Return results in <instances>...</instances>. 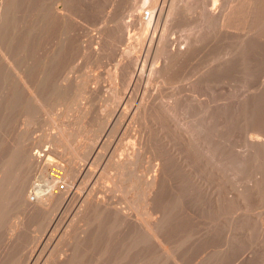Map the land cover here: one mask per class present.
<instances>
[{
    "label": "rangeland",
    "instance_id": "374dc122",
    "mask_svg": "<svg viewBox=\"0 0 264 264\" xmlns=\"http://www.w3.org/2000/svg\"><path fill=\"white\" fill-rule=\"evenodd\" d=\"M67 1L64 0V3L63 1H61L62 4L60 3V1H57L58 4H55V6L57 7L58 11L59 9L61 12L67 11L68 15L71 18L68 17L67 13L63 14L59 11L61 14H63V17L67 16L68 19L67 17L61 19L62 16L60 17L56 15L57 17L54 16L52 20L53 22L51 21L50 25H47L48 29L38 28L39 30L43 29L42 31L47 29L45 32H39L38 30H36V32L38 31V33H40L39 36L36 34L38 38L37 36H35L36 32H33L34 37L32 36L33 38L31 39L33 40H31V42H33L34 48L32 47V45L27 44L28 41L26 40V34L24 35V33L28 24L25 25V23H28L29 18H32L36 14H38L39 10L43 12L45 10H48L46 8H49L52 5V1L17 0L14 4V6H17H15V8H13L12 6L11 8L13 9V12L12 10H9V16L11 14V20L8 19V21L16 19L17 22H15L16 20L13 21V23L10 22V25L13 28L11 26L10 28L7 22L5 25L6 28L4 29L6 34L5 32H2L5 34L4 37H6L3 38L4 34L2 35V38L5 40L4 41L2 39L4 43L6 42V44H8L9 42L8 45H10L11 43L10 46H12L13 42L15 44L12 47L9 46L10 49L8 47V50H10L11 52L8 51L9 53H7V56H12L14 54L13 51H15V49H11L13 47L16 48V50L18 51V55L16 54L17 51H15L14 55H16V57L18 56V58H16L14 55L12 57H15V59L11 58L10 56V61H12L10 62L11 65L14 62L16 64L17 62L19 63L20 60L21 62L23 61L24 64L21 62L20 63L24 66H26L25 62L28 63L27 68L22 67L23 65H19V70H25L24 68H26L25 72L27 71V73H30H28V76H31L30 80L32 78L31 82L34 83V85L33 83H31L32 89L34 88L33 91L36 90L34 91V93L36 92L35 94L38 96L40 93H42L41 91H43L42 94L45 93V96L40 95L41 98H38L36 100L37 102L40 99L42 100L43 98V103L37 102V104L40 103V105H37L35 102H33V97L30 98V95L27 93L21 83H12V81H15L13 79L16 78V74H11L12 76L10 75V69L7 68L8 66L5 64V62H3V59L0 57V60L2 59V62L0 61V67L8 69L6 71V73H9L7 74V76L9 75L13 77V79H10L8 76L7 80L6 77L3 78V76L6 75L4 73L6 69L4 70L3 68H1L3 71L0 70V76L1 72L5 75L3 74L0 79V85L2 84L0 87H6V81H9L11 84L8 82L6 85L9 87H6L4 90L3 87L2 91L0 90V184L2 181L5 182V180H7V178H9V176L13 172V168L11 169L12 165H10L8 167L9 169L6 170L2 169V166L4 162L10 157L11 150L13 148L16 149L17 147H19L18 149L22 150H28L30 148L29 152H31V154L35 153L36 151L42 153L41 159L36 164L38 167H36L35 165V168L33 167L32 171L34 169L35 170L33 172L30 171L32 175L29 173V178L31 177V179L26 178L28 179L25 184L26 199L29 198L31 202H34V200H36L37 198V190L39 189L41 182H43V172L44 175H46L47 173L49 174L50 172H52L51 169L54 167L53 164L58 163L62 165V171L64 175L65 165H67L65 157L63 158L65 160H62L63 156H61L59 153H55L57 151L53 149V146L50 144V141H44V136H42L43 134H41V131H43V133L45 132V135L46 133L51 132V130L54 131L53 128H55L54 126L48 124L45 121H57L58 124H61V122L62 124L69 123L71 125L73 124V126L77 125L80 121V123H82L83 121L87 128L85 134L89 137L90 145L89 147H87L88 150L85 148L83 156L80 155L82 160L79 159V162L77 163L78 171H80L77 174L78 176L76 177V179L74 181H70L71 183H69V177L66 180L64 178H61V180H59L61 181L58 182L59 189H67L68 185H70L71 191L70 195H68V197H65L64 201L61 202L62 205L59 204L53 207L51 209L52 211L48 210L52 214L50 212L49 214H47L48 212H46L45 214L47 215L44 214L42 216L39 214H27L25 211H22L21 207L17 203L15 204L13 201H6L5 195L4 197H0V220L2 221H0V264H103V262L105 264L107 261H110L109 259L112 258V255L116 257L121 255L119 256L120 263L118 262V264H130V262L132 264L131 260L135 250L126 247L127 249H130H128V251L126 248H123L124 246H128L129 244L125 245L127 244L125 242H127L128 239L125 235H121L124 233L122 227L118 226V223L116 224L115 229L113 227L110 231V237L111 239L113 238L112 244L110 245L111 248L109 249L110 251L107 250V252H105L103 250L104 243L101 244V246L99 245L104 241L105 238L103 239L102 237L105 236L100 234L101 231L99 229L97 230L94 228L93 223H90L91 221L89 220V211L88 213L82 214L84 216L87 215L85 216L86 224L89 223L87 225L84 223L85 220L82 221L83 219H85V217L82 218L83 216L77 211L79 208H81L82 199L84 198L83 195L85 194V192L87 191L86 193H88L89 190H92L94 187L96 189L95 191L93 189V193L96 192L95 197H97L98 199H102L105 197L104 199H107L109 203L114 206L115 210L119 208L124 209V205H122L124 204V202H122L121 205L118 204L122 201L118 195L109 196L106 194L104 183L107 184L108 178L116 175V169L114 168L116 166L115 162H118L119 159H123L126 153H128V151H130L132 148H137V146H140L141 153L143 150V153H140L141 157H144L148 154L145 158L142 159L139 156L140 159L138 158L137 162H134V166L136 165L134 169L137 168V171L135 170L136 173L141 174H135L137 176H135L137 186L139 183V181H137V178H139V176L140 178L138 180L141 179L140 184L144 186V184L146 183L145 179H147V177H149L152 173V170L155 169L158 164L162 162V157L159 154V151L166 146L169 151L173 150V153L170 152L172 155L177 152L176 156H180V159L182 158V164L184 163L183 165L186 166L187 169H192H189L191 171L190 173H192L191 176L194 174V172L196 173L194 175H196L195 177H197V179L193 178L194 181L196 180L195 183L198 184L199 182L201 187L202 185H204V192L202 194L197 195L195 193L197 196L200 197L199 199L193 192L189 194L185 193L184 197H182V200L179 201V203L181 204L176 205L178 206V210L175 208L176 206H174L175 209H173L172 211L175 215V219L178 220V223L175 220L174 223L177 225L176 227H174L175 229L173 228L171 230V234L168 240L170 239V251L172 249L173 252L170 255H172L171 257L173 258L176 255V257L174 258L175 261L173 258H171L173 260H169L170 256L161 254L158 248L155 249L156 246L154 245V243L152 242L153 244H151L150 242L148 248L150 252L155 250L153 251L152 255H156V257L154 256L155 258H153V261L155 262L154 264H156V262L157 264H162L163 262L164 264H175V262L178 260L179 262H176L177 264H264V147L263 145L260 147L255 146L253 143L250 142V138L253 136H257L264 140V4L261 5V7L259 8L254 23V26L260 28L261 30L259 40H255V42L258 43V46H256L257 51L253 53L254 56H250L244 61L242 60L243 58H241V54L236 51L235 57H232V59L234 58L233 65L231 62L232 59L231 61L230 59L226 62L224 61L228 58V56H232L230 49L232 50L233 47H235L236 45V43H233L234 46L232 44V42L235 41V36L234 34L229 35L233 36V39L232 37H230L231 41L229 40L228 36L224 37L226 34H223V32L221 31L222 29H220L219 26L216 25L217 23L215 21V12L213 11V7H215L214 5H221L222 0H172L175 4L171 0H71L70 3L69 0ZM170 3L174 4L176 10L174 12H176L175 14L177 16L173 14L174 12L171 13L170 16L166 13L167 7ZM176 4L178 9L176 7ZM144 9H149L150 15L148 14L146 17H144L143 14L139 15V12H142ZM12 14H14L13 19ZM58 18H60V20ZM133 18L137 20L140 19L139 22L141 21L142 23L136 25L134 24L131 26L128 20L132 21L134 20ZM18 20L22 22V24L18 22ZM61 20H63V23L59 22ZM67 20H69L70 22ZM55 21H58V24ZM54 22L56 24H54ZM64 24L67 26L66 28L68 29L65 30ZM57 25H61L62 28H60L61 26ZM22 26H24V30L21 28ZM15 27L17 28L14 31L10 30L14 29ZM49 27H53V29ZM55 27L59 29L55 30ZM19 28L22 32H20ZM69 28H71L70 31L74 30L72 31L73 35L70 31H68L70 33H67L66 35V31L69 30ZM17 29L19 31H17ZM63 29L64 33H62ZM8 30L11 31V33L9 32L11 36H9ZM52 30L55 31L53 32ZM59 30H61V36L62 34H65L63 36V39L59 37ZM232 31L238 34L237 29L230 30L229 32L234 33ZM50 32L53 35H55L56 33V39L57 37L58 39H60L55 40V36H53V39H51L52 36ZM41 33H43V35ZM47 33L49 37H47ZM13 34H17V38ZM222 34L223 36H221ZM240 34L241 33H239V35ZM40 35L45 40L40 38ZM11 37L13 42H11ZM223 37L225 39H223ZM8 38L10 41H7ZM219 38L221 40H224H222L223 45ZM15 39H17V41ZM23 39L26 40V43L24 40L25 45L22 44ZM61 39L63 44L67 41L70 46L67 43L66 46L65 44L62 46V43L60 41ZM53 40L56 42H54ZM15 41L17 44L15 43ZM35 41H39V45L35 46ZM58 41H60L59 43L63 48L58 45ZM189 41H192L193 46H191L188 50V54L186 53L187 55L185 54L184 57H182L183 59L181 58L182 60L179 59L178 61L171 63V68L168 69L169 71H167V73L158 75V73L154 69L158 66L163 65L161 63H164L166 61V58L164 56L167 57L169 54H171L173 50L183 47L186 42ZM228 41H230L231 43H226ZM31 42L29 41L28 43ZM225 44L227 45L225 48H223ZM231 44L232 47L228 46ZM17 45H21V47H23L22 50H24L21 51L20 46L19 50ZM38 46L41 47V49L40 47L39 49L43 52L38 49ZM67 46H69V48H67ZM131 46L132 48L135 47L133 53H131ZM157 46L160 48V55L159 51L156 50ZM31 47L33 51L31 50ZM53 47L55 51L53 50ZM228 47L230 49H228ZM129 49H131L129 54L130 56L125 51ZM27 50L28 52L26 54L25 51ZM29 50L31 54L33 53L31 56L32 58H30L29 56L31 55L29 53ZM36 50H38V53H41L39 54V56L37 52V54L34 53ZM223 50H225L226 53L228 52V55L223 52L227 56H222ZM20 51L21 54L19 53ZM23 53L24 55H26V60L22 56ZM19 55L21 56V58ZM27 55L29 58L27 57ZM34 55H36V59ZM40 55L42 57L43 55L47 57L43 59L44 57L42 58ZM131 57L134 61L131 60ZM220 57H223L222 59L224 60L222 61ZM225 57L227 58L225 59ZM163 58L165 59V61ZM27 59H31V61L36 62L37 64L39 60V67L37 68H42L41 71H43V74L45 75V77L43 75L44 78L41 79V71L39 70V73V71H37L38 69L35 68L38 65L32 62L31 64L30 60ZM41 59H43L42 61H47L45 63L40 62ZM248 61L252 63L250 64ZM132 62L135 64V67ZM40 63H43V65H41ZM16 64L12 66H15L16 68L18 66H16ZM33 64L35 67L31 66V70H33L32 73L31 70L29 71L28 66ZM217 64L220 65L218 66ZM247 64H249L250 67L249 65L247 66ZM12 66H10L11 69L13 68ZM17 69L18 67L16 68V70ZM12 70L11 72L13 73ZM47 70H49V73H47ZM57 72L59 73L58 75ZM221 72L222 74H220ZM36 73H39V76ZM33 74L35 75L33 76ZM46 74H50V76ZM35 76H38V78H40L37 79V77ZM158 76L159 78H157ZM3 79L5 80L3 83H1ZM36 79L37 81L39 80V82L41 79L42 83L45 80L44 83L46 82V84H40L41 82L37 83V81H34ZM16 81L19 82L18 79H16ZM35 82L41 89H39L38 87L36 88L37 85L35 84ZM47 82H49L48 86ZM15 84H17L19 87L21 86L22 88L20 87V89ZM39 85H42L44 88ZM11 86L12 88H10ZM16 86L19 89L18 91ZM13 87L16 88L14 89ZM10 89H12L13 91H10ZM37 89H39L40 92L37 91ZM3 91L7 93L4 94ZM24 91H26L29 97H27L28 95ZM13 92L14 94L17 93L15 97L18 98L19 101L15 99L13 95L10 96L11 94H13ZM19 94L21 95L17 97V95ZM1 95L3 96V98H1ZM6 95L9 96L5 97ZM10 97H12L13 100ZM6 99L8 103L6 102ZM217 104H220L218 108ZM223 104L226 106V109ZM229 105L231 106V109ZM85 107L87 110H85ZM219 107L221 111H219ZM227 108L228 111H225L227 110ZM232 108L235 110H233ZM213 110L216 111L214 112L215 114H217V116L214 114ZM218 111L221 112L222 115L219 114ZM222 111H224V113ZM233 111L234 113H232ZM225 114H231L232 116H226ZM82 115L86 116L83 117ZM229 116L233 120L230 119ZM192 119L194 120V122ZM223 119H227L226 122L228 121V124L230 123V121H232V123H230V125H227ZM261 119L262 122L260 123ZM43 122L46 125V128L42 127L44 126V124L42 125ZM190 122L194 124L195 122L196 124H198L197 122H199V130L202 131V133H199V131L197 133H199V138L201 137L200 140L204 141V139L206 138L205 142L207 140V142L209 141L211 143V140H213L212 142H216L217 140L221 139V142L223 143H221L219 147L222 146L224 150L229 152V155H231L232 159H234L232 178H230V180H228L227 182L225 181V185L227 184L226 186L228 188L230 187V190L234 194H232L233 197L235 196L236 198L233 199L229 210L227 209V211H223L224 213L226 212L225 214L222 212L223 215H219L217 205L213 202H210L209 196H207L209 195L208 193L212 192L211 189L213 188V186L214 188L212 190L213 192L215 191V183H217V176H215L214 170L211 166L212 160L210 159L209 161V157L206 154L204 157H199L196 152H191L192 149L190 147V150H188V145H186V133L184 134V132L186 130V127L191 125ZM200 122H202L203 125L202 123L200 124ZM47 125H50V127L52 126L53 128L51 127L50 129V127H48ZM207 127L211 129L209 130ZM48 128L50 129V131ZM45 129L48 130L46 131ZM216 129L218 132H215ZM87 132L90 133L87 134ZM214 133H217L218 136H216V134ZM209 134L211 136L209 139L211 140L207 138L209 137ZM213 135L215 136L214 138L212 137ZM39 136L42 139H38ZM80 136L82 137L83 135ZM78 137L79 136H77V138ZM35 139H37L38 141L40 140L39 144L41 146L37 142H35ZM41 140L43 141L42 143ZM165 143L166 146H164ZM143 144L145 146H143ZM148 145L149 147L147 150L146 148ZM151 145L152 147L156 146V148H154L157 151L154 148H151ZM159 146L162 147L160 148ZM126 148L128 149V151H126ZM222 148L221 150L224 154V152L226 151H224ZM44 149H46V151ZM150 149L153 150V152ZM179 152H182L181 155ZM193 152L196 154H194ZM190 153H193V156ZM149 154L152 157L154 155L155 156L152 158ZM225 154L228 153L226 152ZM149 156L153 159V161L151 160V158H149ZM184 157H187L188 159ZM190 158H194V163L198 162L199 160L200 163L198 162L199 164H194ZM197 158H199V160H197ZM204 159L206 160L203 161ZM139 160L142 164L138 162ZM155 161L158 164H156ZM206 161L211 162V164H207ZM135 163H137L138 166ZM204 163L208 166H204ZM203 166L205 167V169L203 168ZM90 168L92 170L94 169V173L92 175L88 172V169L91 171ZM195 168L198 169L196 170ZM209 168H211V170L213 171H211ZM199 170L202 172H199ZM102 172H104L105 174L102 175V178L105 179V182L103 181V185L101 184V186L104 187H101L99 182L95 183L96 175L101 174ZM145 172L147 174L149 173V175H146ZM197 173L199 174L197 175ZM173 175L171 174L170 170H168L165 175V184L168 188H172L171 185L173 184L174 186L178 182L176 181V176ZM212 175H214V178L212 177ZM171 181L174 182L172 183ZM27 182H29V184ZM212 182L214 183L211 184ZM208 184L212 186L210 187ZM205 187H207V189ZM207 190L209 191L205 193V191ZM32 195H34L33 198H31ZM105 195L108 198H111L108 199ZM188 197H190L189 199L192 202H189ZM185 198L188 199H186V202ZM206 198L209 200L206 201ZM202 199L205 201L202 202ZM165 202H168V200H166ZM211 203L212 205H210ZM163 204L165 205V203ZM186 204L188 205L186 206ZM169 205L170 204L168 202V205L166 203L165 206L168 207L167 209L171 210L172 208L170 209L171 206ZM165 206L162 205L161 207H159L158 214H164L165 212L167 213L168 210ZM195 206L198 209L194 208ZM88 207L89 206H87V208ZM162 207H164L163 211L161 209ZM207 207L209 208L206 209ZM188 208H191L192 210H189ZM204 208L207 212L204 211ZM213 208L214 211H212ZM220 208L222 209V207ZM181 209L183 212L181 211ZM223 210H226V208ZM177 212L180 213L178 214ZM210 212L213 213L210 214ZM227 212L232 213L233 215H229ZM214 215L217 219H214ZM43 216L50 217L44 218ZM177 216L179 217L176 218ZM229 217L231 220L232 229H230L228 237H225V235L227 236L228 234L226 225L228 223L227 221ZM41 219L42 221L39 222V220ZM77 219L78 221H76ZM217 220L219 223L216 222ZM73 221H76V223H74ZM220 221L222 223H220ZM77 224H80V227L82 226L81 229L83 228V231L80 230ZM221 225H223V227ZM213 227L215 228V230H213ZM93 229L95 230L93 231ZM119 229L122 232H120ZM218 229L222 231L226 229V232H223L222 234V231L220 233ZM92 231L94 232V234ZM213 231L217 233L215 234L213 233ZM119 232L121 234H118ZM217 234L221 235L217 236ZM94 235L96 237L95 239L97 242L93 238ZM97 235H101L102 237H98ZM120 235L122 238L120 237ZM117 236L118 239L116 238ZM171 236L173 238H171ZM229 237L230 239H228V242L227 238ZM117 240L121 243H117ZM122 241L124 244L122 243ZM116 245L119 246L116 248ZM152 245L153 247H151ZM229 246H231L232 249H230ZM119 251L121 253L117 254ZM156 251L159 253H156ZM110 252L112 255L110 254ZM105 253H107L108 255ZM128 253L131 254V256ZM157 254L160 255V260H158L159 257L157 256ZM125 256L128 261L127 263ZM128 256L131 258H129L130 260H128ZM166 258L169 259L166 260ZM102 260L104 261L101 262ZM162 260L164 261L162 262ZM108 263L109 262H107L106 264Z\"/></svg>",
    "mask_w": 264,
    "mask_h": 264
},
{
    "label": "bare ground",
    "instance_id": "6f19581e",
    "mask_svg": "<svg viewBox=\"0 0 264 264\" xmlns=\"http://www.w3.org/2000/svg\"><path fill=\"white\" fill-rule=\"evenodd\" d=\"M16 1L17 0H0V57L3 59V62H5V64L8 66H4V67H7L8 69H10V75L11 74H16V78L15 79H13V77H11V76H9V78L11 79H13V80H15V81H12V83L13 82H17L18 84L19 83H21V85L24 87V89L27 91V93L30 95V98L31 97H33L32 98V101L33 102H35L36 104H37V102H42L43 103V98H42V100L40 99L39 101H37L36 102V100L38 99V98H41V96L40 95H44V94H42L43 93V91H41L42 93H38L39 95L37 96L35 93H34V91H36V90H34L33 91V89H32V84L31 83H33V82H31V80H32V78H31V80H30V77L28 76V73H27V71L25 72V70H26V68H27V64L28 63H26L25 61V65L26 66H24L23 64V61L21 62V60L19 61V59H18V61H19V63L17 62V64L14 62L12 65H14V64H16V66L18 67V69L16 70V68H15V66H12L11 65V63L10 62H12V61H10V59L11 58H14L15 59V57H16V55H14L15 54V51H17L16 50V48H12L11 50H13V49H15V51H13L14 52V56L15 57H12L11 55H9V57L11 56V58H9L7 55V53H9L8 51H10V50H8V47L11 45V43H10V45H8L9 44V42H8V44H6V42L4 43L3 42V38H6V37H4L5 36V34H6V32L4 31V29L6 28L5 27V25H6V23L8 22V24H9V27L11 26L10 25V22H12L13 23V21H15V20H12V21H8V19H10L11 17V14H10V16H9V10H12V12H13V9H11L12 8V6H13V8H15V6H17V5H15L14 6V4L16 3ZM45 1V0H44ZM52 2H51V6L48 8H46V9H48V10H45L44 12L43 11H40L39 10V12H38V14H36L34 17H32V18H29L28 19V23L26 22L25 23V25L26 24H28L27 25V27H26V31H25V33H24V35L26 34V40L29 42H31V40H33V39H31V38H33L34 36H33V32H36V30H38L39 32H45L47 29H48V26L50 25V23H51V21L53 20V18H54V16L55 17H57L56 15H58V16H62L61 17V19L62 18H64V17H67V16H64L63 17V14L64 13H67V11H65V12H61L60 11V9H59V11L61 12V13H63V14H61L59 11H58V9H57V7L55 6V4H58V2L57 1H60V3L62 4V2L61 1H63V3H64V0H51ZM65 1H67V0H65ZM172 1V0H171ZM173 1H175V0H173ZM172 1V2H173ZM177 1V0H176ZM57 2V3H56ZM68 2V1H67ZM71 2V0H69V3ZM223 2V3H222ZM222 2H221V5H214L215 7H213V11L215 12V21H216V25H218L219 26V28L220 29H222L221 31L223 32V34L225 33L226 35L224 36V37H226V36H228L229 37V40L231 39L230 37H232V39H233V36H229V35H233L234 34V36H235V41L234 42H232V44L233 43H236V45H235V47H233V49L231 50L229 47H228V49H230V51H231V53H232V56H228V58L227 57H225V61L224 62H226L227 60H229L230 59V61H231V59H232V57L234 56L235 57V52L237 51V52H239L240 54H241V58H243L242 60L244 61L246 58H248V57H250V56H254L253 55V53L255 52V51H257V47L256 46H258V43L257 42H255V40H259V35L261 34V30H260V28H258V27H256V26H254V23H255V17H256V15H257V13H258V11H259V8L261 7V5H263L264 4V0H222ZM174 3V2H173ZM173 3H170L169 5H168V7H167V11H166V13L167 14H169V16H170V14L171 13H173L174 11H176L175 10V6H174V4ZM18 4V3H17ZM54 4V5H53ZM19 5V4H18ZM22 5H23V3H22ZM70 5V4H69ZM145 5V4H144ZM147 5V4H146ZM20 6V5H19ZM63 6V5H62ZM64 6H65V4H64ZM149 6V5H148ZM69 7V6H68ZM68 7H67V9H68ZM176 7H177V4H176ZM147 8V7H146ZM180 8V7H179ZM42 9V8H41ZM177 9H178V7H177ZM15 10V9H14ZM16 10H17V8H16ZM149 10V9H148ZM63 11H64V7H63ZM179 11H180V9H179ZM11 12V11H10ZM11 12V13H12ZM178 12V11H177ZM150 13V10L148 11V14ZM176 12H174L173 14L174 15H176L175 14ZM69 14H71V13H69ZM143 13L140 11L139 12V15H142ZM172 14V15H173ZM14 14H12V19H13V16ZM16 15V14H15ZM66 15V14H65ZM67 15H68V13H67ZM150 15V14H149ZM134 16V15H133ZM166 16H168V15H166ZM177 16V15H176ZM68 17H70L69 15H68ZM68 17H67V19H68ZM137 17V16H136ZM140 17V16H139ZM174 17V16H173ZM71 18V17H70ZM70 18H69V20H70ZM73 18V17H72ZM59 20H60V18H58ZM134 19V18H133ZM145 19V18H144ZM143 19V20H144ZM11 20V19H10ZM54 20H56V19H54ZM64 20V19H63ZM63 20H61V21H59V22H62ZM69 20H67V21H69ZM72 20V19H71ZM140 20V19H139ZM139 20H137V19H134V20H128V22L131 24V26L132 25H136V24H140V23H142L141 21L139 22ZM67 21H66V23H67ZM15 22H17V20L15 21ZM18 22H20L19 20H18ZM53 22V21H52ZM55 22H57V24H58V21H55ZM54 22V24H56ZM65 22V21H64ZM70 22V21H69ZM73 22V21H72ZM21 24H22V22H20ZM20 23H19V25H20ZM63 23V22H62ZM17 24V23H16ZM59 24H61V23H59ZM24 25V24H23ZM48 25V26H47ZM68 25V24H67ZM69 25H70V23H69ZM68 25V26H69ZM126 25H127V23H126ZM8 26V25H7ZM14 26V25H13ZM16 26V25H15ZM56 26V25H55ZM57 26H61V25H57ZM64 26H65V30L66 29H68V28H66L67 26L64 24ZM12 27V26H11ZM10 27V28H11ZM20 27V26H19ZM23 27L24 26H22L21 28L23 29ZM13 28V27H12ZM17 27H15L14 29H10V30H15ZM38 28H47L46 30H44V31H42V30H39ZM49 28H51V29H53V27H49ZM60 28H62V26L60 27ZM25 29V28H24ZM23 29V30H24ZM59 28H56L55 27V30H58ZM70 29L71 28H69V30H67L66 31V35H67V33H70V32H72V31H74V30H71L70 31ZM73 29V28H72ZM128 29H129V27H128ZM233 29H237V31H238V34H236V32H234V31H232V32H234V33H231V32H229L230 30H233ZM2 30V31H1ZM7 30V29H6ZM19 30H20V28H19ZM18 29H17V31H19ZM50 30V29H49ZM54 30V31H55ZM62 30V29H61ZM61 30H59L58 31V33L60 34V38H62L63 39V36L65 35V34H62V36H61ZM16 31V32H17ZM38 31L35 33V36H39V34L40 33H38ZM53 31V30H52ZM53 31V32H54ZM68 31H70V32H68ZM219 31V30H218ZM2 32H5V34L4 33H2ZM9 32L11 33V31H9L8 30V34H9ZM16 32H14V33H16ZM20 32H22L21 30H20ZM20 32H19V35H20ZM48 32V31H47ZM57 32V31H56ZM13 33V32H12ZM62 33H64V29H63V32ZM220 33V32H219ZM219 33H218V35H219ZM239 33H241L240 35H239ZM4 34V35H3ZM37 34V35H36ZM42 35H43V33H41ZM50 34H51V32H50ZM223 34L221 35V36H223ZM228 34V35H227ZM2 35H3V38H2ZM13 35H15V34H13ZM17 35V34H16ZM16 35H15V37H16ZM18 35V36H19ZM24 35H22V36H24ZM46 35V34H45ZM44 35V36H45ZM55 35H56V33H55ZM55 35H53V34H51V36H52V38L51 39H53V36H55ZM58 35V34H57ZM71 35V34H70ZM72 35H73V32H72ZM9 36H11V34H9ZM33 36V37H32ZM38 36H37V38H38ZM41 36V35H40ZM69 36V35H68ZM8 37V36H7ZM12 37H14V36H12ZM12 37H11V40H12ZM47 37H49L48 36V33H47ZM71 37V36H70ZM223 37V39H225ZM227 37V38H228ZM17 38V37H16ZM19 38V37H18ZM21 38H23V37H21ZM40 38H42V36L40 37ZM59 38V39H60ZM3 39V40H2ZM34 39H36V38H34ZM42 39H44V38H42ZM48 39V38H47ZM57 39H58V37H57ZM56 39V36H55V40H57ZM58 39V40H59ZM62 39L60 40L61 41V43H62ZM68 39V38H67ZM66 39V40H67ZM220 39V38H219ZM222 39V40H223ZM7 40V39H6ZM16 41H17V39H15ZM20 40H22V39H20ZM24 40L25 39H23V42H22V44H24ZM26 40H25V43H26ZM38 40V39H37ZM45 40V39H44ZM65 40V41H66ZM221 40V39H220ZM222 40H221V42H222ZM5 41V40H4ZM7 41H10L9 40V38H8V40ZM16 41H15V43H16ZM40 41V40H39ZM39 41L37 42V41H35V43H36V45L35 46H37V45H39L38 43H39ZM54 41V40H53ZM60 41H58V45H60ZM69 41V40H68ZM73 41V40H72ZM224 41V40H223ZM231 41V40H230ZM230 41H228V42H226V43H231ZM11 42H13V40L11 41ZM27 42V44H29V45H32V47L34 48V46H33V42H31V43H28ZM54 42H56V41H54ZM220 42V41H219ZM20 43V42H19ZM18 43V44H19ZM34 43V44H35ZM41 43V42H40ZM48 43H50V42H48ZM66 43L67 44H69L67 41H66ZM66 43H64L65 44V46H66ZM17 44V43H16ZM55 44H57V43H55ZM63 43H62V46L64 45ZM232 44L231 45H228V46H231L232 47ZM8 45V46H7ZM13 45H15L14 44V42H13V44H12V46ZM25 45V44H24ZM23 45V46H24ZM29 45H28V47H29ZM44 45H45V43H44ZM221 45V44H220ZM222 45H223V42H222ZM226 45L227 44H225L224 45V47L223 48H225L226 47ZM12 46H10V47H12ZM19 46H20V48H21V51H23L22 50V48L23 47H21V45H17V47H18V49H19ZM47 46V45H46ZM51 46V45H50ZM55 46H57V45H55ZM61 45H60V47L61 48H63ZM69 46H70V44H69ZM69 46H67V48H69ZM191 46H193L192 45V41H189V42H186V44L183 46V47H181V48H177V49H175V50H173L172 52H171V54H169L167 57L166 56H164L165 58H166V61H165V59H164V63L162 62L161 64H163V65H161V66H158V67H156L154 70L158 73V75L160 74H165V73H167V71H169L168 69H170L171 67H170V65H171V63H174V62H176V61H178L179 59H181L182 57H184V55L187 53L188 54V50L190 49V47ZM233 46H234V44H233ZM10 47H9V49H10ZM26 47H27V45H26ZM32 47H31V50H32ZM39 47L40 46H38V49H39ZM220 47H222V46H220ZM58 48V47H57ZM66 48V47H65ZM135 48V47H134ZM134 48H132V46H131V49H129V50H125L126 51V53H128V55L130 54V50L132 51L131 53H133V51H134ZM28 49V48H27ZM29 49H30V47H29ZM40 49H41V47H40ZM39 49V50H40ZM227 49V48H226ZM225 49V50H226ZM20 50V49H19ZM53 50H54V47H53ZM65 50V49H64ZM156 50L157 51H159V55H160V48L157 46V48H156ZM220 50H221V48H220ZM225 50H223L222 51V56L223 55H225V56H227L228 54V52L226 53L225 52ZM21 51L19 52L20 54H21ZM33 51V50H32ZM38 50H36L34 53L35 54H37L38 52H37ZM40 51H42V50H40ZM39 51V52H40ZM55 51V50H54ZM227 51H229V50H227ZM11 52V51H10ZM12 52V53H13ZM26 52V54H27V52H28V50L27 51H25ZM37 52V53H36ZM43 52V51H42ZM223 52H225L226 54H224ZM29 53H30V50H29ZM28 53V54H29ZM46 53V52H45ZM48 53V52H47ZM125 53V54H126ZM16 54L18 55V51L16 52ZM31 54V53H30ZM33 54V53H32ZM32 54L31 55H29L30 56V58H32L31 56H32ZM39 54H41V53H38V56H39ZM53 54V53H52ZM124 54V55H125ZM186 54V55H187ZM256 54V53H255ZM54 55V54H53ZM127 55V54H126ZM238 55V54H237ZM20 56V55H19ZM23 57H24V59L26 60V55H24V53H23V55H22ZM35 56V59H36V55H34ZM41 56V55H40ZM130 56V55H129ZM133 56V55H132ZM240 56V55H239ZM239 56H237V57H239ZM27 57H28V55H27ZM42 57V56H41ZM44 57V58H43ZM43 59H45V57H47V56H44L43 55ZM50 57V56H49ZM186 57V56H185ZM236 57V58H237ZM16 58H18V56L16 57ZM20 58H21V56H20ZM29 58V57H28ZM54 58V57H53ZM132 58V57H131ZM221 58V57H220ZM223 58V57H222ZM221 58V59H222ZM2 59L0 60L1 62H2ZM13 59V60H14ZM23 59V58H22ZM23 59V60H24ZM39 59V58H38ZM43 59H41V61L40 62H46V61H42ZM49 59V58H48ZM57 59V58H56ZM125 59V58H124ZM183 59V58H182ZM181 59V60H182ZM234 59V58H233ZM233 59H232V64L234 63L233 62ZM238 59V58H237ZM249 59H251V58H249ZM248 59V60H249ZM253 59V58H252ZM27 60H30V63L32 62V63H35V64H37L36 62H33V61H31V59H27ZM33 60V59H32ZM130 60V59H129ZM131 60H133V58L131 59ZM220 60V59H219ZM224 59H222V61H223ZM236 60V59H235ZM15 61V60H14ZM36 61V60H35ZM50 61V60H49ZM57 61V60H56ZM134 61V60H133ZM221 61V62H222ZM240 61V60H239ZM247 61V60H246ZM251 61V60H250ZM23 63V64H21V63ZM28 62V61H27ZM122 62V61H121ZM220 62V61H219ZM223 62V63H224ZM237 62V61H236ZM249 62V61H248ZM247 62V63H248ZM31 63V64H32ZM55 63V62H54ZM70 63V62H69ZM126 63V62H125ZM133 63V62H132ZM137 63V62H136ZM230 63V62H229ZM229 63H228V65H229ZM239 63V62H238ZM241 63V62H240ZM250 63V62H249ZM252 63V62H251ZM250 63V64H251ZM38 64H39V60H38ZM37 64V65H38ZM41 65H43V63H40ZM47 64V63H46ZM124 64V63H123ZM134 64V63H133ZM225 64H227V63H225ZM245 64V63H244ZM243 64V65H244ZM2 65H3V63H2ZM12 66L13 68L12 69H15V70H12L11 69V67L10 66ZM19 65H23L22 67H26V68H24L25 70H22L21 68V70H19ZM41 65H40V67H41ZM45 65V64H44ZM48 65V64H47ZM54 65V64H53ZM120 65H122V64H120ZM174 65V64H173ZM176 65V64H175ZM218 66L220 65V64H217ZM221 65H223V64H221ZM234 65V64H233ZM249 64H247V66H248ZM0 66H1V64H0ZM31 66H34V64L33 65H29L28 66V68H29V71L31 70ZM46 66V65H45ZM231 66V65H230ZM10 67V68H9ZM35 67V66H34ZM37 67H39V65L38 66H36L35 68L36 69H38ZM47 67V66H46ZM123 67V66H122ZM134 67H135V64H134ZM174 67V66H173ZM172 67V68H173ZM232 67V66H231ZM249 67H250V65H249ZM1 68H3V67H0V70H2ZM45 68V67H44ZM142 68V67H141ZM140 68V69H141ZM4 69V68H3ZM6 69V68H5ZM4 69V70H5ZM8 69H6L5 71H4V73L6 74H4V73H2L1 72V76H0V79H1V77L3 76V74L5 75V76H3V78L4 77H6V80L8 79V76H7V74H9L8 72L6 73V71L8 70ZM35 69V70H36ZM42 69V68H41ZM41 69L39 68L37 71H41ZM222 69H223V67H222ZM225 69H227V68H225ZM11 70L13 71V73L11 72ZM28 70V69H27ZM132 70H133V67H132ZM3 71V70H2ZM15 71V72H14ZM32 71V73H33V70H31ZM40 71H39V73H40ZM49 70H47V73H49L48 72ZM57 71V70H56ZM154 71V72H155ZM176 71V70H175ZM175 71H174V73H175ZM219 71H220V69H219ZM224 71V70H223ZM228 71V70H227ZM46 72V71H45ZM66 72V71H65ZM135 72V71H134ZM133 72V73H134ZM155 72V73H156ZM229 72V71H228ZM31 73V74H32ZM38 73V74H39ZM41 73H42V76H40L41 77V79L42 78H44L45 77V75L43 74V71H41ZM154 73V74H155ZM30 74V73H29ZM37 74V73H36ZM37 74V75H38ZM59 73L57 72V75H58ZM139 74V73H138ZM220 74H222V72L220 73ZM35 74H33V76H34ZM43 75H44V77H43ZM46 75H48V74H46ZM52 75V74H51ZM64 75V74H63ZM39 76V75H38ZM38 76H35V77H37V79H39L38 78ZM48 76H50V74L48 75ZM48 76H46V77H48ZM54 76V75H53ZM138 76V75H137ZM168 76V75H167ZM50 78V77H49ZM53 78V77H52ZM157 78H159V76L157 77ZM161 78H163V77H161ZM9 79V80H10ZM16 79H18L19 80V82L18 81H16ZM37 79L36 80H34V81H37ZM41 79H40V82H41ZM47 79V78H46ZM4 80L5 79H3L2 80V82L1 83H3L4 82ZM49 80H51V79H49ZM53 80V79H52ZM58 80V79H57ZM1 81V80H0ZM43 81V80H42ZM45 81V80H44ZM44 81H43V83L41 82H39V80L37 81V83L39 82L40 84H46V82L44 83ZM46 81H48V80H46ZM56 81V80H55ZM7 83L9 82V81H6ZM50 82V81H49ZM49 82H47V86H48V84H49ZM52 82H54V81H52ZM68 82V81H67ZM114 82V81H113ZM196 82V81H195ZM6 83V84H7ZM10 83V82H9ZM57 83V82H56ZM5 84V86L6 87H9V86H7ZM11 84V83H10ZM14 84V83H13ZM35 84H36V82H35ZM51 84V83H50ZM55 84V83H54ZM78 84V83H77ZM2 85V84H1ZM0 85V86H1ZM15 85H17V84H15ZM14 85V86H15ZM33 85H34V83H33ZM37 86H36V88L38 87V84H36ZM81 85V84H80ZM196 85V84H195ZM13 86V85H12ZM12 86L10 87V88H12ZM18 86V85H17ZM16 86V87H17ZM39 86H41V87H43L42 85H39ZM84 86V85H83ZM4 87V86H3ZM2 87V88H3ZM6 87H4L3 88V90L6 88ZM15 87V88H16ZM19 87V86H18ZM18 87H17V91L19 90L18 89ZM21 87V86H20ZM19 87V88H20ZM34 87V86H33ZM45 87H46V85H45ZM60 87V86H59ZM2 88L0 87V90L2 91ZM14 88V87H13ZM14 88V89H15ZM22 88V87H21ZM20 88V89H21ZM35 88V89H36ZM39 89H41L40 87H38ZM44 88V87H43ZM42 88V89H43ZM58 88V87H57ZM39 89H37V91H39ZM12 89H10V91H11ZM23 90V89H22ZM62 90V89H61ZM60 90V91H61ZM13 91V90H12ZM26 91H24L25 93H26ZM59 91V92H60ZM72 91V90H71ZM4 92V91H3ZM15 92V91H14ZM14 92H13V94H11L10 95V93H9V95L10 96H12L13 95V97H15V95L17 94H14ZM40 92V91H39ZM46 92H48V91H46ZM7 93V92H6ZM5 92H4V94H6ZM12 93V92H11ZM19 93V92H18ZM26 93V94H27ZM61 93V92H60ZM69 93V92H68ZM0 94H1V92H0ZM4 94H2V95H4ZM27 94V95H28ZM1 95V96H2ZM9 95H6L5 97H8ZM21 94H19V95H17V97L18 96H20ZM29 95L27 96V97H29ZM81 95H82V93H81ZM26 96V95H25ZM40 96V97H39ZM45 96V95H44ZM80 96V95H79ZM251 96V95H250ZM1 98H3V96L1 97ZM12 100H13V98L12 97H10ZM10 98H7V99H10ZM24 98V97H23ZM29 98V99H30ZM80 98V97H79ZM7 99H6V102H7ZM15 99H17L18 100V98H16L15 97ZM21 99V98H20ZM196 99V98H195ZM35 100V101H34ZM79 100V99H78ZM19 101V100H18ZM25 101V100H24ZM31 101V102H32ZM77 101V100H76ZM75 101V102H76ZM196 101V100H195ZM22 102V101H21ZM32 102V103H33ZM246 102H247V100H246ZM8 103V102H7ZM25 103V102H24ZM40 103H38L39 105H40ZM192 103V102H191ZM253 103V102H252ZM257 103V102H256ZM37 104V105H38ZM72 104V103H71ZM182 104V103H181ZM187 104V103H186ZM226 104V103H225ZM229 104V103H228ZM227 104V105H228ZM19 105V104H18ZM200 105V104H199ZM208 105V104H207ZM215 105V104H214ZM224 105V104H223ZM244 105H245V103H244ZM60 106H61V104H60ZM77 106V105H76ZM169 106V105H168ZM167 106V107H168ZM183 106V105H182ZM196 106V105H195ZM202 106V105H201ZM212 106V105H211ZM218 106H220V104L218 105L217 104V108H218ZM225 106V105H224ZM230 106V105H229ZM22 107V106H21ZM59 107V106H58ZM66 107H68V106H66ZM151 107V106H150ZM170 107V106H169ZM203 107V106H202ZM205 107V106H204ZM221 107H223V106H221ZM196 108H198V107H196ZM215 108V107H214ZM61 109V108H60ZM69 109V108H68ZM82 109V108H81ZM84 109V108H83ZM157 109V108H156ZM169 109V108H168ZM216 109V108H215ZM225 109H226V106H225ZM230 109H231V106H230ZM233 109V108H232ZM260 109V108H259ZM262 109V108H261ZM85 110H87L86 109V107H85ZM146 110V109H145ZM218 110V109H217ZM223 110V109H222ZM233 110H235V109H233ZM22 111V110H21ZM201 111V110H200ZM204 111V110H203ZM211 111V110H210ZM215 110H213V112H214ZM219 111H221L220 110V107H219ZM218 111V112H219ZM225 111H228V108H227V110H225ZM230 111V110H229ZM255 111V110H254ZM44 112H45V110H44ZM84 112V111H83ZM82 112V113H83ZM86 112V111H85ZM192 112V111H191ZM205 112V111H204ZM216 112V111H215ZM215 112H214V114H215ZM217 112V113H218ZM223 113H224V111H222ZM259 112V111H258ZM210 113V112H209ZM226 113V112H225ZM227 113H229V112H227ZM232 113H234V111L232 112ZM231 113V114H232ZM84 114V113H83ZM87 114V113H86ZM198 114V113H197ZM202 114V113H201ZM207 114V113H206ZM219 114H221V112H219ZM219 114H218V117H219ZM231 114H225L226 116H228V115H230V116H232ZM263 114V113H262ZM79 115V114H78ZM97 115V114H96ZM190 115V114H189ZM195 115V114H194ZM216 116H217V114H215ZM222 115V114H221ZM261 115V114H260ZM259 115V116H260ZM83 117H85L84 115H82ZM204 116V115H203ZM211 116V115H210ZM225 116V117H226ZM229 116V118L230 119H232L231 117ZM194 117V116H193ZM200 117V116H199ZM205 117V116H204ZM214 117V116H213ZM80 118H82V117H80ZM142 118V117H141ZM198 118V117H197ZM220 118H222V117H220ZM228 118V117H227ZM228 118V119H229ZM256 118V117H255ZM194 119V118H193ZM192 119V120H193ZM196 119V118H195ZM203 119V118H202ZM206 119V118H205ZM217 119V118H216ZM225 119V118H224ZM223 119V120H224ZM9 120V119H8ZM82 120V119H81ZM219 120V119H218ZM227 120V119H226ZM226 120H224L225 122H226ZM233 120V119H232ZM258 120V119H257ZM264 120V119H263ZM6 121V120H5ZM200 121H202V120H200ZM205 121V120H204ZM213 121V120H212ZM217 121V120H216ZM230 121V120H229ZM30 122V121H29ZM32 122V121H31ZM45 122H47L48 124H50V125H52V126H54L55 128H53L52 126V128H53V130L54 131H52L51 130V132H49V133H46L45 135H44V133H43V131H41L42 133L41 134H43L42 136H44V141H50V144L53 146V149L54 150H56L57 152H55V153H59L61 156H63L62 157V160H65L66 159V163H67V165H65V169H64V175H63V167H62V165H60V164H58V163H55V164H53V168L51 169V171L52 172H50L49 174L47 173L46 175H44V172H43V176H42V180H43V182H41V184H40V186H39V189L37 190V192H38V194H37V198H36V200H34V202H31L30 201V199L28 198V199H26V194H25V184H26V181H28V179H31V177L29 178V173H30V171L31 172H33L32 171V169H33V167L38 163V161L41 159V156H42V153H40L39 151H36L35 153H33V154H31V152H29L30 151V148L27 150H25V149H18L19 147H17V145H16V149H12L11 150V154H10V157L4 162V164H3V166H2V169H4V170H6V169H9L8 167L10 166V165H12V167H11V169L13 170V172H12V174L9 176V178H7V180H5V182L4 181H2L1 182V184H0V197L1 196H3L4 197V195H5V197H6V201H9V202H11V201H13L15 204L17 203L20 207H21V209H22V211H25L27 214H33V215H37V214H39V215H44L46 212H48L47 214H49V212L50 211H48V210H51L53 207H55V206H57V205H62L61 204V202L62 201H64V199H65V197H68V195H70V191H71V187H70V185H68V190L67 189H59V186H58V182H61V181H59V180H61V178H64L65 180L66 179H68V177H69V183H71L70 181H74L75 179H76V177L78 176L77 174L79 173V171H78V168H77V163L79 162V159H81L82 160V158L80 157V155H82L83 156V153L85 152V148L87 149V147H89V145H90V143H89V137L85 134V132H86V130H87V128H86V125L83 123V121H82V123H78L77 125H74L73 126V124L71 125V124H69V123H63L62 124V122H61V124L59 123L58 124V122L57 121H45ZM57 122V123H56ZM85 122V121H84ZM179 122V121H178ZM185 122V121H184ZM193 122H194V120H193ZM207 122V121H206ZM262 122V119H261V121H260V123ZM188 123V122H187ZM198 124H199V122H197ZM202 122H200V124H201ZM221 123V122H220ZM223 123V122H222ZM230 123H232V121H230ZM230 123L228 124V121L226 122V124L227 125H230ZM44 124V122L42 123V125ZM74 124H75V122H74ZM190 124L191 125H189V126H187L186 127V130H185V132H184V134L186 133V139L185 140H187V144L186 145H188V148L190 147L192 150H191V152L192 151H194V152H196L198 155H199V157L201 156V157H204L205 156V154L206 155H208V157H209V161H210V159L212 160V168H213V170H214V174H215V176H217V183H215L216 184V187H215V191L213 192V188H214V186H213V188L211 189V191L212 192H210V193H208L209 195H207V196H209V199H207L206 201H210V202H213L214 204H216L217 205V210H218V213H219V215H223L222 214V212L223 211H227V209L229 210V207L231 206V203H232V201H233V199L234 198H236L235 196L233 197V193H232V191L230 190V187L228 188L226 185H225V183L228 181V180H230V178H232V173H233V160L234 159H232V157H231V155H229V152L228 151H226V150H224V148H222V146H220L224 151H226L228 154H225L226 152H224V154H223V152H222V150H221V148L219 147V145L221 144V143H223V142H221V139H219L220 140V143H219V140H217L216 142H212L213 140H211V139H209L211 136H210V134H209V137H207L209 140H211V143L208 141L207 142V140H206V142H205V139L204 138H202V139H204V141L203 140H200V138H199V133H202V131H200L199 129H200V126L198 125V124H196V122H195V124L194 123H191L190 122ZM225 124V125H226ZM42 125H40V126H42ZM50 125H47L48 127H50ZM188 125V124H187ZM195 127H194V126ZM202 125H203V123H202ZM232 125V124H231ZM46 125L44 124V126H42V127H45ZM185 126V125H184ZM34 127V126H33ZM41 127V128H42ZM51 127H50V129H51ZM181 127H183V126H181ZM206 127V126H205ZM212 127H213V124H212ZM225 127V126H224ZM229 127V126H228ZM228 127H226V128H228ZM46 128V127H45ZM119 128V127H118ZM201 128H203V127H201ZM208 128V127H207ZM206 128V129H207ZM49 129V128H48ZM47 129V130H48ZM50 129H49V131H50ZM89 129V128H88ZM209 129V128H208ZM211 129V128H210ZM209 129V130H210ZM218 129H220V128H218ZM46 130V129H45ZM46 130V131H47ZM91 130V129H90ZM202 130V129H201ZM92 131V130H91ZM199 131V133H197ZM204 131V130H203ZM208 131V130H207ZM217 131V129L215 130V132ZM205 132V131H204ZM218 132V131H217ZM90 133V132H89ZM88 132H87V134H89ZM208 133V132H207ZM214 134H216V136H218L217 135V133H214ZM80 135H83L82 137L80 136ZM90 135H92V134H90ZM41 136V135H40ZM40 136L38 137V139H42V138H40ZM77 136H79L78 138H77ZM201 136V135H200ZM259 136V135H258ZM183 137H184V135H183ZM203 137V136H202ZM213 138L215 137L214 135L212 136ZM220 137V136H219ZM6 138V137H5ZM76 138V139H75ZM91 138V137H90ZM159 138V137H158ZM9 139V138H8ZM36 141L35 142H37L38 144L40 143L37 139H35ZM215 140H216V138H215ZM214 140V141H215ZM161 141V140H160ZM43 141L41 140V143H42ZM139 142V141H138ZM158 142V141H157ZM205 142V143H204ZM250 142L251 143H253L255 146H262L263 145V147H264V140L263 139H261V138H259V137H257V136H253V137H251L250 138ZM16 143V142H15ZM34 143V142H33ZM46 143V142H45ZM93 143V142H92ZM2 144V143H1ZM36 144V143H35ZM44 144V143H43ZM141 144V143H140ZM164 144V143H163ZM40 145V144H39ZM133 145V144H132ZM136 145V144H135ZM147 145V144H146ZM150 145V144H149ZM149 145L147 146V150H148V147H149ZM167 145H168V143H167ZM185 145V144H184ZM222 145H224V144H222ZM19 146V145H18ZM41 146V145H40ZM137 146V145H136ZM135 146V147H136ZM143 146H145L144 144H143ZM158 146V145H157ZM164 146H166V143H165V145ZM163 146V147H164ZM253 146V145H252ZM254 146V147H255ZM121 147V146H120ZM129 147H130V145H129ZM132 147V146H131ZM155 148H156V146H154ZM154 147H152V145H151V148H154ZM160 147V146H159ZM162 147V146H161ZM160 147V148H161ZM171 147V146H170ZM224 147V146H223ZM253 147V148H254ZM3 148V147H2ZM25 148V147H24ZM154 148V149H155ZM185 148H186V146H185ZM184 148V149H185ZM187 148V149H188ZM190 148L188 149V150H190ZM171 149V148H170ZM186 149V150H187ZM45 151H46V149H44ZM51 150V149H50ZM50 150H49V152H50ZM88 150V149H87ZM125 150V149H124ZM145 150V149H144ZM151 150V149H150ZM156 150V149H155ZM172 150V149H171ZM228 150V149H227ZM230 150V149H229ZM5 151V150H4ZM126 151H128V149L126 148ZM125 151V152H126ZM152 152H153V150H151ZM150 151V152H151ZM157 151V150H156ZM158 151H159V149H158ZM173 151V150H172ZM172 151H169V149L167 148V146L166 147H164V148H162L160 151H159V154L161 155V157H162V162L160 163V164H158V163H156V161H155V163L156 164H158V166L155 168V169H153L152 170V168H151V170H152V173L150 174V176L149 177H147L146 175H149V173H150V171H149V173L147 174L146 172V177H147V179H145L146 180V183L144 184V186H142L141 184H140V180H138L139 178H140V176H139V178H137V181H139V183H138V186H137V183H136V178H135V176L137 175V174H140V173H136V171H137V168L136 169H134V167L136 166H134V162L136 161L137 162V159L139 158V156L141 157V155H140V153H141V151H140V146L138 147L137 146V148H132L130 151H128V153H126V155H125V157L123 158V159H119V161L118 162H115V164H116V166L114 167L115 169H116V175L115 176H112L111 174V176L112 177H110V178H108V183L106 184V183H104V186H101V184H102V182L105 180L104 178H102V175L104 174V172H102L101 174H97L96 175V177H95V183L96 182H99V184H100V186L101 187H104L105 188V192H106V194L107 195H109V196H119L120 197V199L122 200L121 201V203H118V204H122V202H124V204H122V205H124V209H122V208H119V209H114V206L112 205V204H110L109 203V201L107 200H105L104 198H102V199H98L97 197H95V194H96V192L95 193H93V189H94V191L96 190L95 189V187L92 189V190H89V192L88 193H86L85 192V196L83 195V199H82V204H81V208H79L78 209V211L77 212H79V214H83V213H88V211H89V214H90V223H93L94 224V228L95 229H99L100 231H101V233L100 234H102V235H104L105 237H102L101 235V237L104 239V241L102 242V241H98V242H102V243H100L99 245L101 246V244H103L104 243V248L103 247H101V248H103V250L105 251V252H107V250H109L111 247H110V245L112 244V239H111V237H110V235H111V229L114 227V229H115V227H116V224L118 223V226H120V227H122V230H123V233L124 234H121L120 232H122L120 229V232L118 233V234H121V235H125L126 237H127V242H125V243H127V244H125V245H128V246H122L123 248H126V247H129L130 249H134L135 251H134V253H133V257H132V264H154L155 262L153 261L154 259L153 258H155L156 257V255L154 254V256L152 255L153 254V251H155V250H153L152 252H150V250H149V244H150V242H151V244H153L154 243V245L156 246H154L155 247V249H157L158 248V250H159V252H161V254H165V255H167V256H170V259L169 258H166V260L167 259H169V260H173L175 257H176V255L174 256V258L173 257H171L172 255H170V254H172L173 252H172V249H171V251H170V244H169V240H168V238L170 237V234H171V230L174 228V227H176V225L177 224H175L174 222H175V220H176V222L178 221L177 219H175V215H174V213L172 212L173 211V209H177L178 210V206H176V205H178V204H181V203H179V201L180 200H182V197H184V195H185V193L187 194H189V193H196L197 195H200V194H202L204 191V185H202V187L200 186V184H199V182H198V184L197 183H195V181L193 180V178H196L197 179V177H195L196 175H194V174H196L195 172H194V177H193V175L191 176V174L192 173H190L191 171L190 170H192V169H190L189 167V169H187L186 168V166H184L183 164H182V158L180 159V156H176V153L175 154H171L170 152H172ZM178 151V150H177ZM52 152V151H51ZM54 152V151H53ZM117 152V151H116ZM155 152V151H154ZM189 152V151H188ZM193 152V153H194ZM110 153V152H109ZM142 153H143V150H142ZM141 153V154H142ZM158 153V152H157ZM173 153V152H172ZM180 153V152H179ZM182 153V152H181ZM181 153H180V155H181ZM192 153V154H193ZM196 153H194V154H196ZM261 153V152H260ZM147 154V153H146ZM151 154V153H150ZM149 154V155H150ZM187 154V153H186ZM191 154V153H190ZM191 154V155H192ZM232 154V153H231ZM111 155V154H110ZM148 155V154H147ZM147 155H145L144 157H141V159L142 158H145ZM153 155V154H152ZM160 155H158V156H160ZM175 155V156H174ZM179 155V154H178ZM109 156V155H108ZM113 156V155H112ZM151 156V155H150ZM149 156V158H151ZM155 156V155H154ZM153 156V157H154ZM182 156H183V154H182ZM185 156V155H184ZM193 156V155H192ZM197 156V155H196ZM65 157V159H63ZM152 157V158H153ZM189 157H190V155H189ZM208 157H207V159H208ZM60 158V157H59ZM109 158V157H108ZM151 158V160L153 161V159ZM184 158H186V159H188L187 157H184ZM183 158V159H184ZM196 158V157H195ZM206 158V157H205ZM110 159V158H109ZM140 159V158H139ZM157 159V158H156ZM191 159V158H190ZM5 160V159H4ZM3 160V161H4ZM113 160V159H112ZM144 160V159H143ZM158 160H159V158H158ZM192 160V162L194 161V158L193 159H191ZM197 160H199V158H197ZM206 159H204L203 161H205ZM185 161V160H184ZM183 161V162H184ZM189 161V160H188ZM112 162V161H111ZM139 163H141L140 162V160L138 161ZM158 162V161H157ZM191 162V161H190ZM190 162H188V163H190ZM191 162V163H192ZM199 163H200V160L198 161ZM198 162H193L194 164H196V163H198ZM207 162V161H206ZM109 163V162H108ZM113 163V162H112ZM111 163V164H112ZM198 163V164H199ZM208 163H210L211 164V162H207V164ZM80 164H81V162H80ZM135 164H137V163H135ZM142 164V163H141ZM197 164V165H198ZM206 164V165H207ZM96 165V164H95ZM140 165V164H139ZM186 165H187V163H186ZM204 166H206L205 165V163L203 164ZM78 166H80V165H78ZM112 166V165H111ZM137 166H138V164H137ZM196 166V165H195ZM203 166V168L205 169V167ZM208 166V165H207ZM36 167H38L37 165H36ZM194 167V166H193ZM210 167V166H209ZM35 168V167H34ZM106 168H108V167H106ZM105 168V169H106ZM112 168V167H111ZM199 168H201V167H199ZM203 168H201V169H203ZM91 169V168H90ZM144 169V168H143ZM196 169V168H195ZM198 169V168H197ZM196 169V170H197ZM210 170H211V168H209ZM46 170V169H45ZM94 170V169H93ZM93 170L91 169V171L88 169V172L92 175L94 172H93ZM136 170V171H135ZM168 170H170L171 171V174L173 175V176H176V181H178L177 182V184H175L174 186H173V184L171 185L172 186V188H168L167 187V185L165 184V181H166V173L168 172ZM194 170V169H193ZM213 170H211V171H213ZM9 171V170H8ZM42 171V170H41ZM134 171H135V173H134ZM195 171V170H194ZM210 171V172H211ZM10 172V171H9ZM86 172H87V170H86ZM98 172V171H97ZM115 172V171H114ZM140 172V171H139ZM144 172V171H143ZM143 172H141V173H143ZM199 172H202V171H200L199 170ZM11 173V172H10ZM31 175H32V173H30ZM85 174V173H84ZM83 174V175H84ZM136 174V175H135ZM199 173H197V175H198ZM213 174V173H212ZM27 175H28V177H27ZM88 175V174H87ZM105 175V174H104ZM141 175V174H140ZM143 175V174H142ZM144 176V177H145ZM170 176V175H169ZM214 175H212V177H213ZM85 177V176H84ZM104 177V176H103ZM137 177V176H136ZM211 177V178H212ZM26 178H28V179H26ZM143 178V177H142ZM214 178V177H213ZM171 179H172V177H171ZM174 179V178H173ZM199 179H200V177H199ZM99 180V181H98ZM212 180V179H211ZM202 181V180H201ZM200 181V182H201ZM214 181V180H213ZM216 181V180H215ZM226 181V182H225ZM85 182V181H84ZM105 182V181H104ZM142 182H143V180H142ZM172 182V181H171ZM174 182V181H173ZM172 182V183H173ZM28 184H29V182H27ZM214 182H212L211 184H213ZM78 184V183H77ZM98 184V185H99ZM167 184H168V182H167ZM203 184H205V183H203ZM230 184V183H229ZM67 185V184H66ZM97 185V186H98ZM103 185V184H102ZM141 185V186H140ZM209 185V184H208ZM83 186V185H82ZM95 186H96V184H95ZM210 186V185H209ZM209 186H208V188H209ZM212 186V185H211ZM210 186V187H211ZM62 187H64V186H62ZM79 188V187H78ZM81 188V187H80ZM96 188H98V187H96ZM100 188V187H99ZM206 189H207V187H205ZM77 189V188H76ZM205 189V190H206ZM210 190V189H209ZM209 190H207V191H205V193L206 192H208ZM99 191V190H98ZM40 192V193H39ZM74 192V191H73ZM104 192V191H103ZM117 193V194H116ZM195 194V195H196ZM233 194V195H232ZM73 195V194H72ZM80 195V194H79ZM196 195V197H198V199L200 198L199 196H197ZM33 196L34 195H32L31 196V198H33ZM82 196V195H81ZM106 196V195H105ZM203 196H204V194H203ZM205 196H206V194H205ZM71 197H73V196H71ZM76 197V196H75ZM107 197V196H106ZM119 197H118V199H119ZM190 197H191V195H190ZM190 197H188V199L190 198ZM193 197V196H192ZM195 197V198H196ZM70 198V197H69ZM68 198V199H69ZM108 198V197H107ZM111 198V197H110ZM110 198H108V199H110ZM115 198H117V197H115ZM194 198V197H193ZM201 198H202V196H201ZM2 199H4V198H2ZM112 199H113V197H112ZM186 199L187 198H185V202H186ZM187 199V200H188ZM204 199V198H203ZM202 199V202L203 201H205V200H203ZM74 200V199H73ZM77 200V199H76ZM166 200H168V202H169V206H171L170 207V209L171 210H169V209H167L168 207H166L165 205H166V203H167V205H168V202H165ZM184 200V199H183ZM193 200V199H192ZM236 200V199H235ZM1 201H3V200H1ZM5 201V202H6ZM68 201V200H67ZM70 201V200H69ZM116 201V200H115ZM120 201V200H119ZM195 201V200H194ZM201 201V200H200ZM200 201H199V203H200ZM81 202V201H80ZM117 202V201H116ZM115 202V203H116ZM189 202H192V201H190V199H189ZM1 203V202H0ZM13 203V204H14ZM66 203V202H65ZM163 203H165V205L163 204ZM187 203H188V201H187ZM197 203V202H196ZM5 204V203H4ZM4 204H3V206H4ZM183 204V203H182ZM207 204V203H206ZM234 204V203H233ZM1 205V204H0ZM112 205V206H111ZM116 205V204H115ZM165 206L166 207V209L168 210L167 211V213L165 212L164 214H158V210H159V207H161V206ZM188 204H186V206H187ZM190 205H192V204H190ZM198 205V204H197ZM200 205V204H199ZM205 205V204H204ZM210 205H212V203L210 204ZM215 205V206H216ZM6 206V205H5ZM87 206H89L88 208H87ZM111 206V207H110ZM117 206V205H116ZM174 206H176L175 208H174ZM185 206V205H184ZM202 206V205H201ZM208 206V205H207ZM235 206V205H234ZM80 207V206H79ZM113 207V208H112ZM118 207H119V205H118ZM180 207H181V205H180ZM189 207V206H188ZM206 207V206H205ZM212 207H214V206H212ZM220 207H222V209L220 208ZM56 208H58V207H56ZM113 210H112V209ZM163 208L164 207H162L161 209H162V211H163ZM192 208V207H191ZM190 208V209H191ZM194 208H197L196 206L194 207ZM202 208V207H201ZM209 207H207L206 209H208ZM226 208V210H223V209H225ZM20 209V210H21ZM160 209V210H161ZM180 209V208H179ZM189 209V208H188ZM187 209V210H188ZM189 209V210H190ZM198 209V208H197ZM199 209H200V207H199ZM206 209L204 208V211L205 212H207L206 211ZM234 209H235V207H234ZM192 210V209H191ZM216 210V209H215ZM231 210H232V208H231ZM230 210V211H231ZM1 211V210H0ZM52 211V210H51ZM181 211H182V209H181ZM180 211V212H181ZM209 211H211V210H209ZM208 211V212H209ZM212 211H214V208H213V210ZM234 211V210H233ZM176 212V211H175ZM179 212V213H180ZM183 212V211H182ZM189 212V211H188ZM232 212V211H231ZM23 213V212H22ZM51 213V212H50ZM159 213H160V211H159ZM162 213V212H161ZM178 213V212H177ZM178 213V214H179ZM186 213V212H185ZM185 213H182V214H185ZM213 213V212H212ZM211 212H210V214H212ZM221 213V214H220ZM224 213V212H223ZM226 213V212H225ZM224 213V214H225ZM228 213V212H227ZM1 214V213H0ZM25 214V213H24ZM47 214H45V215H47ZM52 214V213H51ZM177 214V215H178ZM192 214V213H191ZM216 214H217V212H216ZM229 215L230 214H232V213H228ZM77 215V214H76ZM218 215V216H219ZM233 215V214H232ZM1 216V215H0ZM30 216V215H29ZM83 216V217H82ZM81 217L82 218H84L85 216H87V215H82ZM186 216V215H185ZM190 216V215H189ZM215 216V215H214ZM44 217V216H43ZM43 217H41V218H43ZM46 217V216H45ZM44 217V218H45ZM47 217H50V216H47ZM46 217V218H47ZM179 216H177L176 218H178ZM227 217V216H226ZM231 217V216H230ZM230 217H229V219H228V223H227V236L225 235V237H228V235H229V232H230V229H232L231 228V220H230ZM4 218V217H3ZM31 218V217H30ZM38 218V217H37ZM216 218V216L214 217V219ZM2 219V218H1ZM78 219H79V217H78ZM78 219L76 220V221H78ZM217 219V218H216ZM80 220H81V218H80ZM85 220V224H86V217H85V219H83L82 221H84ZM225 220V219H224ZM1 221V220H0ZM40 221H42V219L41 220H39V222ZM76 221H73L74 223H76ZM88 221V220H87ZM182 221V220H181ZM221 221H222V219H221ZM220 221V223H222ZM2 222V221H1ZM89 222V221H88ZM217 223H219L218 222V220L216 221ZM43 223V222H42ZM178 223V222H177ZM183 223V222H182ZM185 223V222H184ZM224 223V222H223ZM83 224V223H82ZM87 224H89V223H87ZM86 224V225H87ZM188 224V223H187ZM193 224V223H192ZM233 224V223H232ZM78 225V224H77ZM80 225V224H79ZM78 225V226H79ZM93 226V225H92ZM118 226H117V228H118ZM182 226V225H181ZM222 227H223V225H221ZM220 226V227H221ZM226 226H225V228H226ZM75 227H77V226H75ZM82 227V226H81ZM81 227L79 226V228H80V230H82L81 229ZM83 227H84V225H83ZM216 227V226H215ZM221 227V228H222ZM233 227V226H232ZM78 228V229H79ZM86 228H87V226H86ZM89 228V227H88ZM179 228V227H178ZM214 228V227H213ZM217 228H219V227H217ZM77 229V230H78ZM85 229V228H84ZM92 229V228H91ZM95 229H93V231L95 230ZM113 229V230H114ZM175 229V228H174ZM188 229V228H187ZM118 230V231H119ZM180 230V229H179ZM213 230H215V228L213 229ZM226 230V229H225ZM222 231V230H219L218 229V231L221 233V231H222V234H223V232H226V231ZM83 231V230H82ZM85 231V230H84ZM92 231V232H93ZM100 231H98V232H100ZM182 231V230H181ZM200 231V230H199ZM262 231V230H261ZM96 232V231H95ZM109 232H110V234H109ZM205 232V231H204ZM173 233V232H172ZM213 233H215V231H213ZM217 233V232H216ZM215 233V234H216ZM93 234H94V232H93ZM98 234V233H97ZM106 234V235H105ZM108 234V235H107ZM233 234V233H232ZM92 235V234H91ZM121 235H120V237H121ZM180 235V234H179ZM202 235H204V234H202ZM221 235V234H220ZM219 234H217V236H220ZM231 235V234H230ZM98 236V235H97ZM100 236H98V237H100ZM175 236V235H174ZM124 237V236H123ZM201 237V236H200ZM213 237V236H212ZM214 237H215V235H214ZM213 237V238H214ZM93 238L95 239L96 237H95V235L93 236ZM92 238V239H93ZM115 238V237H114ZM117 239H118V236L116 237ZM122 238V237H121ZM171 238H173L172 236H171ZM111 239V240H110ZM120 239V238H119ZM186 239V238H185ZM228 239H230V237L229 238H227V240ZM231 239H232V236H231ZM235 239V238H234ZM97 240H98V238H97ZM100 240V239H99ZM116 240V239H115ZM125 240V239H124ZM91 241V240H90ZM95 241H96V239H95ZM172 241V240H171ZM188 241V240H187ZM233 241V240H232ZM94 242V241H93ZM97 242V241H96ZM114 242H116V241H114ZM113 242V243H114ZM118 242H120V241H118L117 240V243ZM153 242V243H152ZM228 242H229V240H228ZM116 243V244H117ZM121 243V242H120ZM122 243H123V241H122ZM233 243V242H232ZM94 244V243H93ZM96 244H98V243H96ZM107 244H109V245H107ZM124 244V243H123ZM173 244V243H172ZM193 244V243H192ZM191 244V245H192ZM231 244V243H230ZM115 245V244H114ZM120 245V244H119ZM119 245H116V248L119 246ZM227 245H229V244H227ZM174 246V245H173ZM182 246V245H181ZM113 247V246H112ZM151 247H153V245L151 246ZM172 247V246H171ZM230 247V249H232V247L231 246H229ZM229 247H228V249H229ZM100 248V249H101ZM114 248V247H113ZM122 248V249H123ZM128 248V249H129ZM176 248V247H175ZM180 248V247H179ZM115 249V248H114ZM119 249V248H118ZM127 249V248H126ZM127 249V250H128ZM129 249V250H130ZM181 249V248H180ZM112 250V249H111ZM117 250V249H116ZM128 250V251H129ZM152 250V249H151ZM157 250V251H158ZM227 250V249H226ZM110 251V250H109ZM108 251V252H109ZM118 251V250H117ZM121 251V250H120ZM118 252L117 254H120L121 252ZM122 251H125V250H122ZM132 251V250H131ZM156 251V253H159V252H157ZM186 251H188V250H186ZM133 252V251H132ZM176 252V251H175ZM123 253V252H122ZM177 253V252H176ZM230 253V252H229ZM105 254H107V253H105ZM110 254H111V252H110ZM115 254V253H114ZM116 254V255H117ZM129 254V253H128ZM101 255V254H100ZM108 255V254H107ZM112 255V254H111ZM110 255V256H111ZM130 256H131V254H129ZM163 255H161V256H163ZM180 255H181V253H180ZM119 256H121V255H119ZM119 256L118 257H116V256H113L112 255V260L111 259H109L110 261H107V262H109L108 264H118V262L120 261V258H119ZM157 256L159 257L160 255H158L157 254ZM183 256V255H182ZM68 257V256H67ZM66 257V258H67ZM105 257H107V256H105ZM123 257H124V255H123ZM157 257V258H158ZM164 257H166V256H164ZM185 257V256H184ZM81 258V257H80ZM98 258V257H97ZM125 258H126V256H125ZM124 258V259H125ZM130 257L128 256V260H130L129 259ZM160 258L161 257H159V259L158 260H160ZM171 258H173V259H171ZM186 258H187V256H186ZM95 259V258H94ZM102 259H103V257H102ZM162 259H163V257H162ZM165 259V258H164ZM68 260V259H67ZM108 260V259H107ZM157 260V259H156ZM185 260V259H184ZM104 260H102L101 262H103ZM164 260H162V262H163ZM174 261H175V259H174ZM196 261V260H195ZM98 262V261H97ZM106 262V263H107ZM124 262V261H123ZM123 262H121V263H123ZM128 261H127V258H126V263H127ZM130 262V261H129ZM169 262V261H168ZM177 263L179 262V260L178 261H176ZM175 262V264H177ZM181 262V261H180ZM187 262V261H186ZM94 263V262H93ZM96 263V262H95ZM105 263V264H106ZM120 263V262H119ZM171 263H172V261H171ZM182 263V262H181ZM210 263V262H209ZM75 264V263H74ZM98 264V263H97ZM103 264H104V262H103ZM130 264H131V262H130ZM156 264H157V262H156ZM159 264V263H158ZM161 264V263H160ZM162 264H164V262L162 263ZM166 264V263H165ZM168 264V263H167Z\"/></svg>",
    "mask_w": 264,
    "mask_h": 264
},
{
    "label": "built area",
    "instance_id": "2783aa9c",
    "mask_svg": "<svg viewBox=\"0 0 264 264\" xmlns=\"http://www.w3.org/2000/svg\"><path fill=\"white\" fill-rule=\"evenodd\" d=\"M143 16L146 17L148 15V10L147 9H144L143 11Z\"/></svg>",
    "mask_w": 264,
    "mask_h": 264
}]
</instances>
